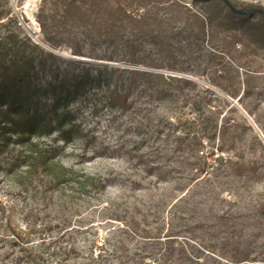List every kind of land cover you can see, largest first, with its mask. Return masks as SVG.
I'll use <instances>...</instances> for the list:
<instances>
[{"label": "trees", "instance_id": "16d2710c", "mask_svg": "<svg viewBox=\"0 0 264 264\" xmlns=\"http://www.w3.org/2000/svg\"><path fill=\"white\" fill-rule=\"evenodd\" d=\"M24 1L13 0L18 9ZM216 1L231 16L258 14L264 20V6L229 0L250 11L237 15ZM118 2L113 7L109 0H41L35 18L50 46L68 45L74 55L98 61L142 65L135 55L116 57L117 51L145 42L154 27L170 24L147 9L149 0ZM142 8V16L134 14ZM36 52L54 58L31 41L12 0H0V184L8 197L0 200V247L21 263L31 253L26 235L37 228L41 235L63 231L61 226L46 230L44 217H52L56 198L63 201L62 211L70 201L116 188L117 195L100 204L116 235L97 255L94 246L87 250L67 240L69 247L54 254L60 257L56 264H197L175 246L181 232L162 236V223L169 199L174 214L196 219V208L183 207L186 196L195 198L205 182L218 178L213 174L204 181L210 169L219 168L214 164L224 162L222 156L212 158L214 150L203 152L202 140L213 141L217 128L207 90H194L197 85L186 79L129 67L71 60L35 64ZM184 109L197 115L192 124L181 114ZM235 167L239 178L257 173L245 164ZM211 185L209 193L217 190ZM187 189L185 196H176ZM213 200L220 207L226 204L220 195ZM223 207L214 214L220 224L259 227L224 238L232 251L228 264L264 263V197L240 198L235 208ZM17 217L27 232L17 229ZM133 246L138 252L131 254Z\"/></svg>", "mask_w": 264, "mask_h": 264}, {"label": "rangeland", "instance_id": "374dc122", "mask_svg": "<svg viewBox=\"0 0 264 264\" xmlns=\"http://www.w3.org/2000/svg\"><path fill=\"white\" fill-rule=\"evenodd\" d=\"M109 1L113 7L119 4L118 0ZM149 1L147 9L161 14L168 20L170 26L164 25L162 29L154 27L145 42L142 41L131 49L120 48L117 51L119 55L116 56L128 59L135 55L142 65L104 63L186 79L197 85V89L194 90L201 92L207 90V96L213 100L212 106L215 107L212 119L217 128L213 141L207 138L202 140L205 146L203 152L214 150L212 158L222 156L224 162L214 164V168L218 165L219 168H215L217 170L214 172L210 169V174L204 181L212 178L213 174L218 175V178L205 182L195 198H189L188 189L183 193L177 192L176 196L187 194L188 203L186 202L183 207L196 208V219L180 213L174 214L171 210L172 200H167L163 209L162 236L168 232L169 234L181 232L180 237H175V246L183 248L194 263L228 264L232 251L224 245V238L232 236L233 231L244 230L247 234L259 227L244 228L220 224L214 214L216 212L220 214L223 206L220 207L219 202L213 198L220 195L226 200L223 207L226 209L235 208L240 198L250 200L255 196L264 197V20L258 14L248 18L231 16L224 5L216 0ZM236 1L264 6V0ZM40 2L41 0H25L22 6L17 8L19 15L26 18L28 23L25 24L34 34H40L44 43L30 36L22 25L31 41L54 56L52 58L45 53L36 52L35 64L43 60L47 66H56L63 61L71 60L83 64L103 65L84 61L103 62L76 56L68 45L56 48L47 44L35 18ZM133 11L134 14L142 16L146 9ZM90 48H87L88 52ZM190 88H185V92L189 93ZM181 114L190 124L197 119V115H192L188 109L182 110ZM220 146H224L222 152L217 151ZM114 162L124 163L122 159ZM236 163L255 167L257 173L239 178ZM94 165L95 162L87 164V168ZM1 180L0 177V182ZM213 182L217 190L209 193L212 191ZM2 186L4 187L0 184V200H7ZM115 195L116 188H109L104 195H97L88 200L81 198L70 201L67 208L62 211L63 201L56 198L55 207L50 209L52 217H44L48 224L46 230H49V227L52 230L56 226H61L64 228L63 231L56 228L52 233L41 235L42 232L37 231L39 230L37 228L36 232L27 233L26 246L31 253L29 257H24L21 263L10 256L5 247H0V264H56L60 257L54 254L65 245L69 247L67 240H72L71 242H75L80 248L86 245L87 250L94 246L97 255L101 245L116 235L112 227L115 226L114 223L106 218L101 208L103 200L108 201V198ZM49 212L42 214L47 216ZM62 218L66 220L64 224L59 223ZM15 224L17 229L27 232L23 219L17 217ZM135 252H138V247L133 246L131 254Z\"/></svg>", "mask_w": 264, "mask_h": 264}, {"label": "water", "instance_id": "95a60500", "mask_svg": "<svg viewBox=\"0 0 264 264\" xmlns=\"http://www.w3.org/2000/svg\"><path fill=\"white\" fill-rule=\"evenodd\" d=\"M222 1L229 8V10L234 14L245 15V14H248L250 12V11H243V10L237 9L236 7L233 6V4L229 0H222ZM12 4H13L14 12H15L17 18L20 20L21 25H23L26 28V30L29 32L30 36L37 38V36L34 34V32L31 31V29L25 24L23 18L19 15L18 9H17L15 3L13 2V0H12ZM84 61L99 63V64H106V65H113V64H109V63L96 62V61H91V60H84Z\"/></svg>", "mask_w": 264, "mask_h": 264}, {"label": "bare ground", "instance_id": "6f19581e", "mask_svg": "<svg viewBox=\"0 0 264 264\" xmlns=\"http://www.w3.org/2000/svg\"><path fill=\"white\" fill-rule=\"evenodd\" d=\"M33 23H35V22H33ZM35 34L37 35V41L40 42V43H44V41H43L41 35L38 34V33H35Z\"/></svg>", "mask_w": 264, "mask_h": 264}]
</instances>
